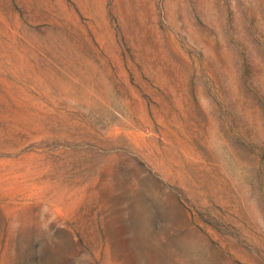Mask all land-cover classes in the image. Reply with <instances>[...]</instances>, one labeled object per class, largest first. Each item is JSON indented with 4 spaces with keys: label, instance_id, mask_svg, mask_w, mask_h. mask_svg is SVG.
Masks as SVG:
<instances>
[{
    "label": "rangeland",
    "instance_id": "rangeland-1",
    "mask_svg": "<svg viewBox=\"0 0 264 264\" xmlns=\"http://www.w3.org/2000/svg\"><path fill=\"white\" fill-rule=\"evenodd\" d=\"M0 264H264V0H0Z\"/></svg>",
    "mask_w": 264,
    "mask_h": 264
}]
</instances>
